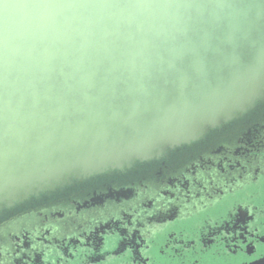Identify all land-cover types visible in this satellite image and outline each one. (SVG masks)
Listing matches in <instances>:
<instances>
[{
  "label": "water",
  "instance_id": "1",
  "mask_svg": "<svg viewBox=\"0 0 264 264\" xmlns=\"http://www.w3.org/2000/svg\"><path fill=\"white\" fill-rule=\"evenodd\" d=\"M257 103L264 0H0V212Z\"/></svg>",
  "mask_w": 264,
  "mask_h": 264
},
{
  "label": "flooded vegetation",
  "instance_id": "2",
  "mask_svg": "<svg viewBox=\"0 0 264 264\" xmlns=\"http://www.w3.org/2000/svg\"><path fill=\"white\" fill-rule=\"evenodd\" d=\"M0 264H264V104L2 210Z\"/></svg>",
  "mask_w": 264,
  "mask_h": 264
}]
</instances>
